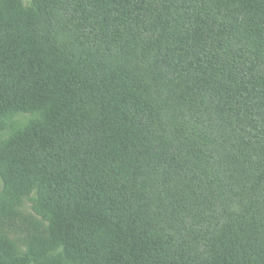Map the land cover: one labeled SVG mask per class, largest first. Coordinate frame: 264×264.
<instances>
[{
  "label": "trees",
  "instance_id": "1",
  "mask_svg": "<svg viewBox=\"0 0 264 264\" xmlns=\"http://www.w3.org/2000/svg\"><path fill=\"white\" fill-rule=\"evenodd\" d=\"M0 177V264H264V0H1Z\"/></svg>",
  "mask_w": 264,
  "mask_h": 264
},
{
  "label": "rangeland",
  "instance_id": "2",
  "mask_svg": "<svg viewBox=\"0 0 264 264\" xmlns=\"http://www.w3.org/2000/svg\"><path fill=\"white\" fill-rule=\"evenodd\" d=\"M1 1V0H0ZM25 5H28L31 0H22ZM3 190V182L0 177V193ZM22 216H17L16 218L0 217V232L9 235L11 238L15 239L19 245L25 246L24 239H27L31 231L30 222L38 218L30 211L29 204L27 203L23 206Z\"/></svg>",
  "mask_w": 264,
  "mask_h": 264
}]
</instances>
